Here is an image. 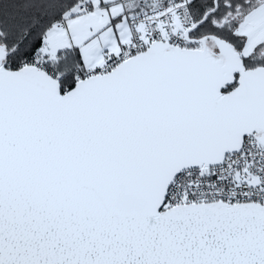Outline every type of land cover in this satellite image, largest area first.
<instances>
[{
	"label": "snow or ice",
	"instance_id": "6c2138e0",
	"mask_svg": "<svg viewBox=\"0 0 264 264\" xmlns=\"http://www.w3.org/2000/svg\"><path fill=\"white\" fill-rule=\"evenodd\" d=\"M0 264H264V0H0Z\"/></svg>",
	"mask_w": 264,
	"mask_h": 264
}]
</instances>
